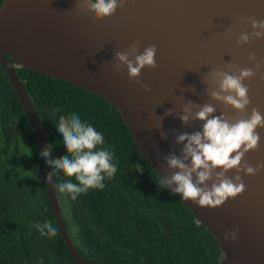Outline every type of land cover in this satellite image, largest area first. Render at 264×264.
<instances>
[{"label": "water", "instance_id": "1", "mask_svg": "<svg viewBox=\"0 0 264 264\" xmlns=\"http://www.w3.org/2000/svg\"><path fill=\"white\" fill-rule=\"evenodd\" d=\"M76 3L0 0V64L27 114L40 152L47 146L44 133L15 66L66 79L105 98L162 177H170L175 171L167 167L164 156L180 154L182 145L175 143L176 134L198 131L202 125L199 120L183 125L179 119L189 101L215 105V115L224 112L229 117L246 118L253 107L264 114V66L256 68L264 60V38H252L247 44L236 42L241 32L252 31L250 19H264V0H125L104 19L81 12ZM134 41L139 43L140 52L152 44L157 49V67L143 68L138 77L150 91L130 80L126 67H113L114 52L127 50ZM250 53L255 54V62L249 59ZM241 68L256 71L254 77L244 80L251 99L245 113L225 107L207 93L208 88L215 87L208 75L211 69L238 74ZM168 109H172L171 115H166ZM196 110L193 107L192 111ZM161 130L167 133L166 138ZM257 131L261 133L260 146L245 153L242 161L253 167L264 162V129ZM42 161V176L62 239L79 264H93L69 239L55 188L46 181L50 165L44 157ZM234 171L226 175L231 177ZM240 175L245 191L214 208L174 193L196 222L215 237L219 257L214 264H264V169L256 175ZM233 229H238L236 239L226 240L225 233Z\"/></svg>", "mask_w": 264, "mask_h": 264}, {"label": "trees", "instance_id": "2", "mask_svg": "<svg viewBox=\"0 0 264 264\" xmlns=\"http://www.w3.org/2000/svg\"><path fill=\"white\" fill-rule=\"evenodd\" d=\"M15 71L52 157L67 155L55 122L70 114L91 123L104 136L102 147L114 153L117 172L105 178L102 190L72 200L54 186L69 239L83 258L93 264L216 262L215 237L171 189L160 187V176L111 103L66 79L24 66ZM138 165L143 171L136 170ZM43 170L33 128L0 64V264H79L55 221ZM64 179L62 173L54 177L57 184ZM45 222L55 225L57 235L37 231L36 225Z\"/></svg>", "mask_w": 264, "mask_h": 264}, {"label": "clouds", "instance_id": "3", "mask_svg": "<svg viewBox=\"0 0 264 264\" xmlns=\"http://www.w3.org/2000/svg\"><path fill=\"white\" fill-rule=\"evenodd\" d=\"M124 3L125 0H77L75 8L87 12L94 19H104L112 16ZM250 26L252 31L241 32L237 44H247L252 38H264V19H250ZM139 48V43L134 41L127 50L115 51L113 67L115 70L126 67L128 78L135 79L145 91H150L149 85L142 84L138 77L143 68L157 67V49L154 44L144 47L142 52ZM249 59L255 62V54L250 53ZM261 66H264V60L256 64L257 69ZM208 75L215 84V87L207 89L210 98L225 107L230 106L238 113H245L251 99L244 80L254 77L256 71L241 68L237 74L235 71L230 73L211 69ZM193 107L197 108L195 112L192 111ZM216 111L215 105L210 103L194 104L189 101L185 105L179 115L182 124L199 120L202 125L198 131L176 134L175 143L182 145L180 154L170 152L164 156L167 167L175 171L170 177L160 176L159 180L161 188L171 189L172 193L179 194L184 200L210 208L221 206L227 199L245 191L241 172L256 175L264 169V162L257 163L255 167L242 162L245 153L260 146L261 133L257 129H264V114L255 107L251 108L246 118L229 117L224 112L215 115ZM172 112V109H168L166 115ZM55 126L67 155L52 157L50 145L40 152L52 169L46 174V181L59 192L68 194L72 200L89 190H102L105 178H112L117 172V166L113 163L114 153L110 148L102 147L105 145L103 134L91 123L82 120L79 114L60 115ZM161 136L166 138L167 133L161 130ZM136 170L143 171L139 165ZM229 170H235L231 177L226 175ZM60 173L68 179L57 184L54 177ZM208 181L212 183L209 185ZM36 229L49 238L57 235V228L51 222L37 224ZM237 231L233 229L225 233L224 238L235 240Z\"/></svg>", "mask_w": 264, "mask_h": 264}]
</instances>
